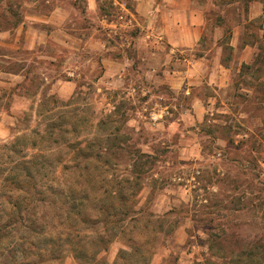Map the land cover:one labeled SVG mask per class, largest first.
<instances>
[{"label":"rangeland","instance_id":"rangeland-1","mask_svg":"<svg viewBox=\"0 0 264 264\" xmlns=\"http://www.w3.org/2000/svg\"><path fill=\"white\" fill-rule=\"evenodd\" d=\"M195 3L200 42L173 52L144 35L134 0H0V152L74 128L101 181L76 188L110 190L118 206L112 191L130 186L116 181L138 182L126 232L98 264H264V0ZM200 59L211 80L174 82Z\"/></svg>","mask_w":264,"mask_h":264},{"label":"trees","instance_id":"trees-1","mask_svg":"<svg viewBox=\"0 0 264 264\" xmlns=\"http://www.w3.org/2000/svg\"><path fill=\"white\" fill-rule=\"evenodd\" d=\"M69 134L75 135L76 129L51 125L45 132L34 130L22 145L21 138H15L1 149L0 264H60L68 255L77 264H98V256L117 234L126 232V218L137 206L138 182L116 181V186H130L129 194L112 191L118 206L108 204L110 190L96 194L76 188L80 176L87 186L101 181L90 173V156L85 155L81 166L76 140ZM62 147L70 149L63 162ZM31 149L34 153L28 157ZM62 169L67 170L65 176L58 173ZM133 249L131 254L136 253Z\"/></svg>","mask_w":264,"mask_h":264},{"label":"crops","instance_id":"crops-1","mask_svg":"<svg viewBox=\"0 0 264 264\" xmlns=\"http://www.w3.org/2000/svg\"><path fill=\"white\" fill-rule=\"evenodd\" d=\"M205 11L196 7L195 0H134V18L146 19L151 27L144 29L147 38H154L166 44L171 51H187L198 45L206 25ZM220 73L226 70L219 65ZM210 67L202 59L194 61L185 71H179L174 82L201 83L206 77L211 80ZM201 71L203 76H201ZM172 80V79H171ZM197 101L192 107L199 108ZM197 119L201 112L195 113ZM200 114V115H199Z\"/></svg>","mask_w":264,"mask_h":264},{"label":"built area","instance_id":"built-area-1","mask_svg":"<svg viewBox=\"0 0 264 264\" xmlns=\"http://www.w3.org/2000/svg\"><path fill=\"white\" fill-rule=\"evenodd\" d=\"M166 114H168V113H166ZM152 120L155 122L157 120V118L156 117H153Z\"/></svg>","mask_w":264,"mask_h":264}]
</instances>
